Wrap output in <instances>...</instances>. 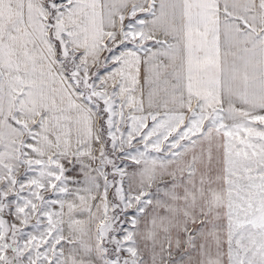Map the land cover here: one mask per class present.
I'll return each mask as SVG.
<instances>
[{
  "label": "snow or ice",
  "instance_id": "1",
  "mask_svg": "<svg viewBox=\"0 0 264 264\" xmlns=\"http://www.w3.org/2000/svg\"><path fill=\"white\" fill-rule=\"evenodd\" d=\"M0 264H264V0H0Z\"/></svg>",
  "mask_w": 264,
  "mask_h": 264
}]
</instances>
